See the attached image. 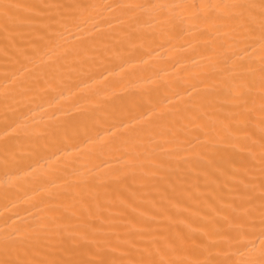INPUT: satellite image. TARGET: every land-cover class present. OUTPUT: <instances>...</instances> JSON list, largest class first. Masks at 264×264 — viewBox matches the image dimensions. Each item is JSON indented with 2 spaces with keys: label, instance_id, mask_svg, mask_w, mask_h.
<instances>
[{
  "label": "bare ground",
  "instance_id": "obj_1",
  "mask_svg": "<svg viewBox=\"0 0 264 264\" xmlns=\"http://www.w3.org/2000/svg\"><path fill=\"white\" fill-rule=\"evenodd\" d=\"M0 264H264V0H0Z\"/></svg>",
  "mask_w": 264,
  "mask_h": 264
}]
</instances>
